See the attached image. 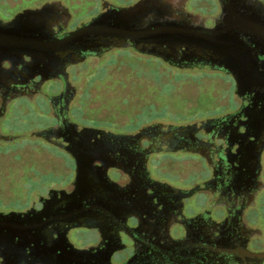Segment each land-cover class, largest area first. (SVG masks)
<instances>
[{"label": "flooded vegetation", "instance_id": "obj_1", "mask_svg": "<svg viewBox=\"0 0 264 264\" xmlns=\"http://www.w3.org/2000/svg\"><path fill=\"white\" fill-rule=\"evenodd\" d=\"M141 1L91 0L90 17L76 22L65 0H38L0 21L15 20L16 30L50 45ZM189 1H176L169 11L173 19H165L183 18L200 39L233 22L223 0H206L203 12L189 11ZM234 3L264 25V0ZM146 8L141 14L155 12ZM26 10L35 12L17 17ZM228 40L236 62L231 71L219 65L225 57L215 55L213 48L194 53L179 43L145 45L183 66L177 68L227 76L234 106L193 122L152 121L134 129L103 127L74 116L79 95L74 79L80 73L74 68L88 58L130 48L171 65L161 56L139 52L130 38L121 46L91 41L61 49L65 53H14L0 60V141L12 143L27 134L3 131L9 105L43 96L47 104L37 109L41 122L31 135L64 154L45 151L52 171L62 168L68 178L36 191L25 206L0 209V241L12 264H264L259 256L264 253V37L241 33ZM82 48L107 51L71 62L70 52ZM51 82L58 88L45 96L44 87ZM188 155L195 157L199 174L188 185L154 175L158 158L172 166L174 156ZM196 196L202 204L189 211L188 202ZM81 229L91 238L79 246L71 234Z\"/></svg>", "mask_w": 264, "mask_h": 264}, {"label": "rangeland", "instance_id": "obj_2", "mask_svg": "<svg viewBox=\"0 0 264 264\" xmlns=\"http://www.w3.org/2000/svg\"><path fill=\"white\" fill-rule=\"evenodd\" d=\"M37 1L0 0V16L5 18ZM65 1L74 12L76 22L90 17L87 9L91 0ZM111 1L119 4L123 0ZM206 2L190 0L187 9L200 12ZM75 70L80 73L74 79L78 81L79 94L74 116L90 119L103 127L134 129L152 121L193 122L203 116L224 113L234 106L231 80L221 72L180 69L130 48H115L101 57L88 58ZM57 88V83H48L43 93L50 95ZM46 104L41 96L35 101L19 98L8 107L2 121L3 131L27 134L12 143L0 141V209H18L36 198V191L49 185H62L68 180L62 168L52 171L47 164L46 152L62 158L64 154L31 135L41 122L37 109ZM182 157L174 156L172 166L158 158L153 162L154 175L176 181L179 186L188 185V179L199 175L194 166L196 159L189 155ZM201 204L200 196H196L188 202V210L198 209ZM90 236L86 229L71 234L73 242L79 246L90 241Z\"/></svg>", "mask_w": 264, "mask_h": 264}, {"label": "water", "instance_id": "obj_3", "mask_svg": "<svg viewBox=\"0 0 264 264\" xmlns=\"http://www.w3.org/2000/svg\"><path fill=\"white\" fill-rule=\"evenodd\" d=\"M176 1L180 2V0H143L130 8L115 9L110 17H100L98 20L65 36L59 42H53L50 45H46L47 43L28 35L27 31L20 32L16 30L15 20L7 23L0 21V60L4 59L5 55L8 56L14 53H27L30 55L37 53L48 56V52L51 54L62 53L61 49L63 48L68 49L87 45L91 41L102 42L103 46L107 48L112 45L121 46L127 38H130L138 44L137 49L139 52L161 56L165 61L177 67L183 66L175 64V61L165 55L164 52H160L158 49H148L145 45L161 43L173 45L179 43L184 44L191 51H195L194 53L199 52L195 49L209 51L208 49L213 48L215 55L225 57V60L221 61L219 65L224 70L231 71L236 62L233 60L232 51L228 48V39H232L237 35L240 36L241 33L264 37L263 24H256L249 19L242 12V9L234 3V0H223L224 10L227 15L232 13L233 22L225 28H216L214 31L203 34L204 38L200 39V33L189 28L183 18L176 19L173 22L169 21L173 19L169 11H172ZM143 8H146L149 12L150 10L155 12L152 11L151 14L145 16L141 14ZM34 12L35 10H26L17 17H29ZM165 17H168L169 20H166ZM161 19L166 22L161 21ZM30 46L33 47L30 48ZM141 46L144 47L140 48ZM106 51V49L98 51L82 48V50L78 49L70 52L69 57H72L71 62L76 63L85 60L89 55H101ZM4 251L5 247L0 241V261L3 264H12ZM259 256H264V253H260Z\"/></svg>", "mask_w": 264, "mask_h": 264}]
</instances>
